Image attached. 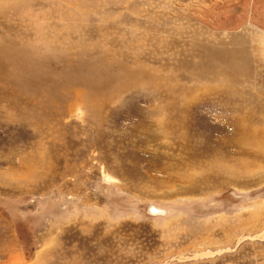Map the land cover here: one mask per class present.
I'll list each match as a JSON object with an SVG mask.
<instances>
[{
  "label": "rangeland",
  "instance_id": "obj_1",
  "mask_svg": "<svg viewBox=\"0 0 264 264\" xmlns=\"http://www.w3.org/2000/svg\"><path fill=\"white\" fill-rule=\"evenodd\" d=\"M0 264H264V0H0Z\"/></svg>",
  "mask_w": 264,
  "mask_h": 264
},
{
  "label": "bare ground",
  "instance_id": "obj_2",
  "mask_svg": "<svg viewBox=\"0 0 264 264\" xmlns=\"http://www.w3.org/2000/svg\"><path fill=\"white\" fill-rule=\"evenodd\" d=\"M108 178H109V176H108ZM107 180V179H106ZM109 180V179H108ZM154 208V207H153ZM156 209V208H155ZM162 209V208H161ZM157 210V209H156ZM165 210L164 209H162V211L161 212H164Z\"/></svg>",
  "mask_w": 264,
  "mask_h": 264
}]
</instances>
